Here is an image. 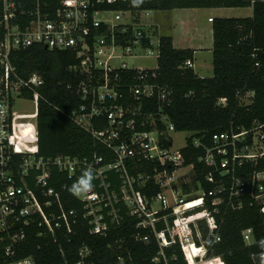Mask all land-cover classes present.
<instances>
[{"label":"built area","instance_id":"2783aa9c","mask_svg":"<svg viewBox=\"0 0 264 264\" xmlns=\"http://www.w3.org/2000/svg\"><path fill=\"white\" fill-rule=\"evenodd\" d=\"M28 1L23 8L16 0H0V264H37L33 257L21 255L28 238L70 242L79 234L81 221L90 235L107 237L111 228L124 223L123 210L136 220V229L151 233L138 234L137 240L147 244L151 236L156 239L160 253L154 262L163 259L167 264L164 249L178 242L187 264H202L209 248L221 242L214 216L245 207L264 215V169L257 170L264 164V121L215 135L209 146L194 140V147L204 151L199 161L209 169L204 183L211 189L205 191L195 175L192 183L182 184V171L194 173V167L184 165L182 150L187 145L174 148L175 128L165 114L171 92L150 82L157 78L154 70L130 68L125 62L158 60L160 40L154 44L130 12L110 9L127 0ZM256 1L264 2L251 3ZM106 15L112 18L104 19ZM32 47L74 57L77 63L70 70L81 80L68 89L82 104L70 118L107 151L105 156L43 157L37 147L29 154L15 149L13 104L26 100L27 93L42 99L39 89L45 81L38 73L22 78L11 54ZM185 67L194 65L187 61ZM131 72L138 74L134 82ZM148 101L151 112L145 110ZM88 169L94 172V187L86 196L74 195L79 209L69 210L64 195ZM155 188L159 192L149 195ZM158 224L165 230L157 231ZM242 239L246 246L254 245L253 229H245ZM184 243L197 247L202 256L190 262ZM91 253L82 246L76 262L61 264H96Z\"/></svg>","mask_w":264,"mask_h":264},{"label":"trees","instance_id":"16d2710c","mask_svg":"<svg viewBox=\"0 0 264 264\" xmlns=\"http://www.w3.org/2000/svg\"><path fill=\"white\" fill-rule=\"evenodd\" d=\"M20 7L29 5L28 0H16ZM252 16L246 18L213 19V49L211 78L198 77L193 68H186L187 61H193L194 51L176 49L171 37H160V56L154 70L157 78L151 83L166 87L171 92V104L165 114L176 133H191L187 147L182 150L184 165L194 167L196 180L205 191L211 186L204 183L209 172L199 160L204 155L202 148H195L194 140L209 146L213 136L251 127L255 120L264 121V2L251 0H143L139 7L132 0L118 3L111 10L130 12L138 16L143 12H171L183 9H248ZM136 21V20H135ZM132 33L129 34V36ZM4 31L0 28V43ZM146 43V42H145ZM11 62L22 78L33 73L40 74L45 85L39 89L42 99L25 94L26 100L37 105V149L43 157L70 156L91 158L105 156L107 151L89 133L78 127L70 118L79 109L81 99L69 86L76 87L80 77L70 70L77 62L68 52H50L43 47H32L11 54ZM131 82L136 81V72L128 73ZM124 75V80L128 77ZM128 77V78H129ZM226 100L224 106L219 105ZM247 100V104H244ZM152 101L145 104L151 112ZM111 159V158H109ZM260 164L257 170H263ZM133 173V172H132ZM116 177L112 175V181ZM71 186H69L70 188ZM189 191V186H183ZM151 192V194H150ZM149 195L159 192L151 189ZM147 193V192H146ZM67 209H79V202L68 190L64 195ZM125 218L120 227L111 228L107 237L90 235L86 222L81 221L79 234L70 242L54 243L49 239L28 238L26 250L21 255L33 257L37 264H61L76 262L82 246L91 250V259L96 264H165L163 259L154 262L160 248L151 236L149 243L137 240V235H151L149 230L136 229V220L123 210ZM213 222L220 233L221 242L209 254L221 258L224 264H260L257 258L264 253L259 241L264 239V215L256 208L228 210L214 216ZM173 226V225H172ZM253 229L256 243L246 246L242 239L245 229ZM165 230L164 224L157 225V231ZM176 236L179 230L173 226ZM40 244L41 248H37ZM63 249V254L61 253ZM184 250L190 262L199 258L202 251L184 243ZM167 264H187L180 244L164 249ZM122 259V263L119 261ZM193 264V263H192Z\"/></svg>","mask_w":264,"mask_h":264},{"label":"rangeland","instance_id":"374dc122","mask_svg":"<svg viewBox=\"0 0 264 264\" xmlns=\"http://www.w3.org/2000/svg\"><path fill=\"white\" fill-rule=\"evenodd\" d=\"M159 13V12H158ZM159 16L156 12H151V14H146L145 12L141 13L138 16H133V20L135 18L136 23L140 25L141 28L149 38L152 39L154 44H158L160 37L165 36L169 37L171 34V29H177L180 26V17L177 16V12L172 13V20L169 22L171 12H163ZM163 15V17H162ZM220 13L217 11H209V13H203L198 18V26L200 28L210 27L208 24V17L219 16ZM223 17L226 18H246L252 16V10L242 9V10H231L226 11ZM104 19L112 18L111 15L103 16ZM160 20H159V19ZM125 21V19H124ZM134 22V21H132ZM172 22V28L170 23ZM211 23V22H210ZM138 27V26H137ZM171 28V29H169ZM179 30V29H177ZM210 58V57H209ZM206 56L201 57V61L204 64V72H199V74L205 78H211L213 76V72H209V67L212 65L211 59ZM126 64L130 68L136 69H148L155 70L157 68L158 60L154 59H126ZM244 104H247V100H244ZM13 121H14V142L15 149L22 154H29L33 152L37 147V114H36V103L33 101H27L24 99H16L13 108ZM171 137L174 142V148L182 149L187 145L188 140L192 137L191 133H172ZM182 179L181 183L185 182L192 183L194 181V173L189 171H182L181 173ZM209 254L204 259L202 264H224L221 258H216ZM258 263H260V257L257 258Z\"/></svg>","mask_w":264,"mask_h":264},{"label":"crops","instance_id":"0c3cea01","mask_svg":"<svg viewBox=\"0 0 264 264\" xmlns=\"http://www.w3.org/2000/svg\"><path fill=\"white\" fill-rule=\"evenodd\" d=\"M231 10H242V9H183V10H173L171 11V16L169 22L172 20V13L177 12V16L181 19L179 30L171 29V34L169 37L172 38L173 45L176 49H184V50H192L194 51V59L192 61L194 67L193 70L195 74L200 78H205L199 74V72H204V64L201 61V57L206 56L210 57L212 63V49H213V32H212V23L209 22L210 18L218 19V18H226L223 17L226 11ZM247 10H252V8H248ZM209 11H217L220 13L219 16H210L207 21L210 27L200 28L198 26V18L203 13H209ZM155 13V12H154ZM148 14H151L149 12ZM159 16L163 14V12L157 13ZM163 17V15H162ZM159 19V18H158ZM160 20V19H159ZM209 72H213V66L209 67Z\"/></svg>","mask_w":264,"mask_h":264},{"label":"clouds","instance_id":"9594fccd","mask_svg":"<svg viewBox=\"0 0 264 264\" xmlns=\"http://www.w3.org/2000/svg\"><path fill=\"white\" fill-rule=\"evenodd\" d=\"M143 3V0H132V4L135 7H139ZM94 179V172L92 169L86 170L83 175L75 182L70 188L69 191L77 196H86L90 193L94 187L92 180ZM259 246L264 248V239L259 241ZM260 264H264V253L260 255Z\"/></svg>","mask_w":264,"mask_h":264}]
</instances>
